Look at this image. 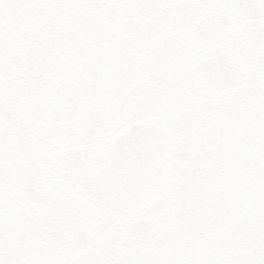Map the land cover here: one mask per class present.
Returning a JSON list of instances; mask_svg holds the SVG:
<instances>
[{
    "label": "snow or ice",
    "instance_id": "6c2138e0",
    "mask_svg": "<svg viewBox=\"0 0 264 264\" xmlns=\"http://www.w3.org/2000/svg\"><path fill=\"white\" fill-rule=\"evenodd\" d=\"M0 264H264V0H0Z\"/></svg>",
    "mask_w": 264,
    "mask_h": 264
}]
</instances>
